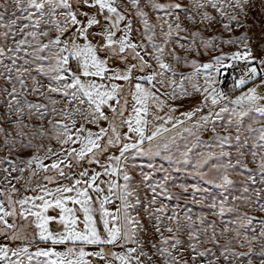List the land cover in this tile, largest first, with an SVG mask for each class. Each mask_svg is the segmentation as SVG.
<instances>
[{
	"label": "snow or ice",
	"instance_id": "1",
	"mask_svg": "<svg viewBox=\"0 0 264 264\" xmlns=\"http://www.w3.org/2000/svg\"><path fill=\"white\" fill-rule=\"evenodd\" d=\"M0 9V264H264V0Z\"/></svg>",
	"mask_w": 264,
	"mask_h": 264
},
{
	"label": "rangeland",
	"instance_id": "2",
	"mask_svg": "<svg viewBox=\"0 0 264 264\" xmlns=\"http://www.w3.org/2000/svg\"><path fill=\"white\" fill-rule=\"evenodd\" d=\"M0 2H3V0H0ZM0 11H2V9H0ZM224 50L225 51H228L229 49L225 46L224 47ZM204 59L206 60L207 57H204ZM226 75H227V73L225 72L224 73V77L225 78H226ZM225 81H226V79H225ZM224 86L226 88L229 87L230 86V82H228V83L225 82V85ZM147 163H148L147 160H143V161H139L138 162L139 166L143 167V170L144 171L150 172L152 170L147 167ZM155 163L157 165L163 163V165H164L165 168L168 167L167 162H162V161L157 160ZM163 175H164V173H162V172H156L154 174V179L162 178ZM172 176L174 177V183L175 184H180V183H184V184H187V185L199 184L202 188H209V189H211L210 193H197L196 196H195L196 199H200L202 195H204V196L215 195L217 193V191H218L215 188H212V186L207 185V184H204L202 181H199L198 178H196L194 176H189V175L185 174L184 172L172 171ZM137 179H139V177H137ZM254 187H261V185L258 184V185L254 186ZM173 190L174 191H177V192H180L181 191L178 188H175ZM192 199H193V197L191 195V189H189V192L188 193H182L181 194V197H180V200L179 201H177L176 199H173L171 201H165V202L168 203L169 207H173L177 203H180L181 206L183 207L184 206V201L187 200L188 201L187 206L188 207H191L193 209V212L194 213H199L201 211H208V209L206 207H201L200 205H192L191 204V200ZM249 212H250V214L256 215L258 217L261 216V215H264V214H261L260 212H258L256 209H250ZM209 218L212 219L213 217H211V215H210Z\"/></svg>",
	"mask_w": 264,
	"mask_h": 264
},
{
	"label": "built area",
	"instance_id": "3",
	"mask_svg": "<svg viewBox=\"0 0 264 264\" xmlns=\"http://www.w3.org/2000/svg\"><path fill=\"white\" fill-rule=\"evenodd\" d=\"M227 75H226V83L230 82V73L229 72H226Z\"/></svg>",
	"mask_w": 264,
	"mask_h": 264
}]
</instances>
